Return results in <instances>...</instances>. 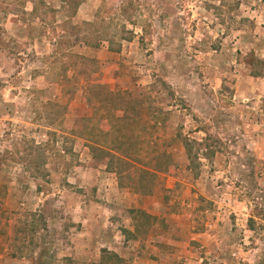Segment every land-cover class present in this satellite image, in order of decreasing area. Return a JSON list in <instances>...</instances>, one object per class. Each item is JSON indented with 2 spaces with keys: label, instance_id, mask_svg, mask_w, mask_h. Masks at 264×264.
<instances>
[{
  "label": "rangeland",
  "instance_id": "obj_1",
  "mask_svg": "<svg viewBox=\"0 0 264 264\" xmlns=\"http://www.w3.org/2000/svg\"><path fill=\"white\" fill-rule=\"evenodd\" d=\"M71 2L0 0V264H264V0ZM80 56L126 92L130 154L91 148Z\"/></svg>",
  "mask_w": 264,
  "mask_h": 264
},
{
  "label": "trees",
  "instance_id": "obj_2",
  "mask_svg": "<svg viewBox=\"0 0 264 264\" xmlns=\"http://www.w3.org/2000/svg\"><path fill=\"white\" fill-rule=\"evenodd\" d=\"M67 1L69 5H73V2L71 1L74 0H70V2L69 0ZM127 11V7L124 6L119 10L118 14L123 17L127 14ZM105 23L104 20L100 19L95 23L87 22L82 24L83 26H80L81 40L84 46L97 48L99 44L104 41V39L108 38V41H111L112 38L116 36L114 32L111 36V32H108L110 27ZM95 70L96 63L93 60L80 56V74H82V82L85 83L86 101L88 102L89 109L91 111L90 117L84 118L82 121H85L91 132L90 139L93 143L92 145H95L91 146V148L96 151H100L101 153H106V149L99 143L105 144L106 141H109V143L117 142L116 147H113V149L116 150L115 152L120 150L119 153L130 154L134 147L131 149L127 148V140L131 138H135V140L139 139L141 137L140 134H142V130L131 129L132 126L128 120L129 110L127 104L128 98L125 97L127 96L126 92L122 91V93L115 94L114 90L111 88H107L99 83L90 82V73ZM102 120H104L106 122L105 125L108 126V129L104 130L105 132L102 131ZM211 139L212 137L209 133L206 134V138L201 140V142H196L186 137L182 138L189 162L195 161V159L198 158L199 153L206 158L213 157L217 153L219 148L216 144L218 141L212 142ZM96 145L101 147L99 148ZM40 150L41 146L39 145L30 146V148H28L29 152L27 155V161L29 164L35 163V160L37 159L36 154L40 153ZM138 151L141 152V149ZM146 154L150 153L147 152ZM14 215L15 214L10 213L8 216V219L10 218L11 220L9 224L10 230L8 233V241L12 248L15 247L14 251L15 253H18V257H23L24 252L27 254V247L25 245L17 246L15 243L18 241L20 242V238L16 234L25 229L18 227L17 223H15L17 220H12ZM33 221L35 222V219ZM23 222L22 226L29 225L27 224V220ZM248 222L250 225L255 223L253 218L248 219ZM30 225L31 227H29V231L30 233H34L35 228L33 223ZM3 232L4 231L0 229V233ZM21 242H23V240ZM13 257L17 256L13 254Z\"/></svg>",
  "mask_w": 264,
  "mask_h": 264
},
{
  "label": "crops",
  "instance_id": "obj_3",
  "mask_svg": "<svg viewBox=\"0 0 264 264\" xmlns=\"http://www.w3.org/2000/svg\"><path fill=\"white\" fill-rule=\"evenodd\" d=\"M141 262V264H142V261L141 260H139V263ZM151 262H154V261H146V263L145 264H153V263H151Z\"/></svg>",
  "mask_w": 264,
  "mask_h": 264
}]
</instances>
